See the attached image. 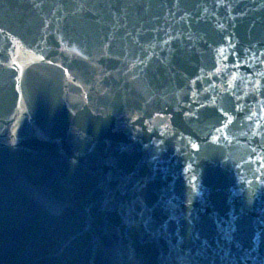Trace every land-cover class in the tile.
Masks as SVG:
<instances>
[{"label": "water", "instance_id": "1", "mask_svg": "<svg viewBox=\"0 0 264 264\" xmlns=\"http://www.w3.org/2000/svg\"><path fill=\"white\" fill-rule=\"evenodd\" d=\"M0 264H264V0H0Z\"/></svg>", "mask_w": 264, "mask_h": 264}, {"label": "snow or ice", "instance_id": "2", "mask_svg": "<svg viewBox=\"0 0 264 264\" xmlns=\"http://www.w3.org/2000/svg\"><path fill=\"white\" fill-rule=\"evenodd\" d=\"M193 147H198V146L194 145Z\"/></svg>", "mask_w": 264, "mask_h": 264}]
</instances>
